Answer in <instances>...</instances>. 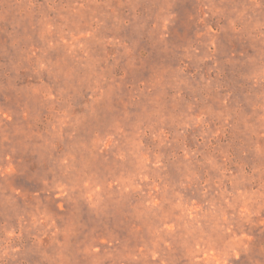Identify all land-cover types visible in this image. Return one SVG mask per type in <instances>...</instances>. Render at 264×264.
Wrapping results in <instances>:
<instances>
[{
	"label": "rangeland",
	"instance_id": "1",
	"mask_svg": "<svg viewBox=\"0 0 264 264\" xmlns=\"http://www.w3.org/2000/svg\"><path fill=\"white\" fill-rule=\"evenodd\" d=\"M0 264H264V0H0Z\"/></svg>",
	"mask_w": 264,
	"mask_h": 264
}]
</instances>
